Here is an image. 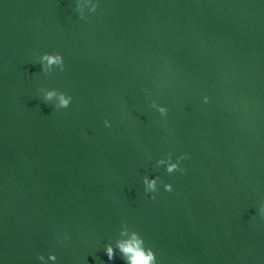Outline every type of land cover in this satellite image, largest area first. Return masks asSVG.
Here are the masks:
<instances>
[{"label": "water", "instance_id": "obj_1", "mask_svg": "<svg viewBox=\"0 0 264 264\" xmlns=\"http://www.w3.org/2000/svg\"><path fill=\"white\" fill-rule=\"evenodd\" d=\"M86 15L0 0V264H124L104 252L122 222L159 264H264V0H100ZM42 52L65 70L42 73ZM167 152L189 154L183 174L155 168ZM144 175L173 192L149 199Z\"/></svg>", "mask_w": 264, "mask_h": 264}, {"label": "clouds", "instance_id": "obj_2", "mask_svg": "<svg viewBox=\"0 0 264 264\" xmlns=\"http://www.w3.org/2000/svg\"><path fill=\"white\" fill-rule=\"evenodd\" d=\"M100 0H75V11L81 20H86V13H95ZM36 63L40 65L42 73L53 74L57 70H65L64 56L60 52H42L36 57ZM40 95L45 102H51L55 109H67L73 100V97L65 92L58 91L55 88H41ZM209 98L203 97V102L208 103ZM149 106L159 113L161 117H167L169 108L165 104L151 100ZM106 128L112 127L109 119L103 121ZM189 159L188 153L174 155L172 152L162 154L154 161L156 169H163L164 172L171 175L176 172L184 173L183 162ZM143 192L151 200H156L160 192L161 185L166 192H173V184L163 182L159 175H144L142 178ZM258 214L264 218V204L258 209ZM58 242H63L69 237L66 234H59L56 237ZM104 252L111 261L117 254L121 257L124 264H159L154 250L147 246L141 234L130 228L127 222H122L119 234L113 242L104 245ZM37 260L40 264H56L57 256L54 252H49L47 256L37 254Z\"/></svg>", "mask_w": 264, "mask_h": 264}]
</instances>
